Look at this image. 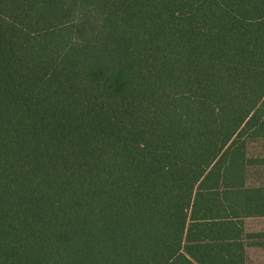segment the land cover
<instances>
[{
  "label": "trees",
  "instance_id": "trees-1",
  "mask_svg": "<svg viewBox=\"0 0 264 264\" xmlns=\"http://www.w3.org/2000/svg\"><path fill=\"white\" fill-rule=\"evenodd\" d=\"M262 142L264 0H0V264H246Z\"/></svg>",
  "mask_w": 264,
  "mask_h": 264
},
{
  "label": "crops",
  "instance_id": "crops-1",
  "mask_svg": "<svg viewBox=\"0 0 264 264\" xmlns=\"http://www.w3.org/2000/svg\"><path fill=\"white\" fill-rule=\"evenodd\" d=\"M251 157L264 159V155H251ZM245 187L246 189H261L262 192L257 197L264 199V164H259L256 168L252 167L249 170ZM248 209L250 208L244 201V259L246 264H264V214L251 216L247 214Z\"/></svg>",
  "mask_w": 264,
  "mask_h": 264
},
{
  "label": "rangeland",
  "instance_id": "rangeland-1",
  "mask_svg": "<svg viewBox=\"0 0 264 264\" xmlns=\"http://www.w3.org/2000/svg\"><path fill=\"white\" fill-rule=\"evenodd\" d=\"M251 155H264V142L251 147Z\"/></svg>",
  "mask_w": 264,
  "mask_h": 264
}]
</instances>
